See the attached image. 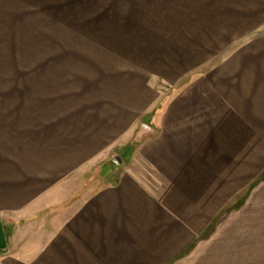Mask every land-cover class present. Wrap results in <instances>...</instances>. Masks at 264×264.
Masks as SVG:
<instances>
[{
	"label": "crops",
	"instance_id": "1",
	"mask_svg": "<svg viewBox=\"0 0 264 264\" xmlns=\"http://www.w3.org/2000/svg\"><path fill=\"white\" fill-rule=\"evenodd\" d=\"M244 172L264 0H0V264H194Z\"/></svg>",
	"mask_w": 264,
	"mask_h": 264
},
{
	"label": "rangeland",
	"instance_id": "2",
	"mask_svg": "<svg viewBox=\"0 0 264 264\" xmlns=\"http://www.w3.org/2000/svg\"><path fill=\"white\" fill-rule=\"evenodd\" d=\"M113 164L117 166L116 162ZM246 173L244 172L243 190L228 200L195 242L194 264H211L212 261L218 263L219 246L224 249L225 244H231L227 246L229 250H234L237 246L249 249L250 239H253L254 249L255 238H259V255L264 254V172H259L248 183Z\"/></svg>",
	"mask_w": 264,
	"mask_h": 264
},
{
	"label": "water",
	"instance_id": "3",
	"mask_svg": "<svg viewBox=\"0 0 264 264\" xmlns=\"http://www.w3.org/2000/svg\"><path fill=\"white\" fill-rule=\"evenodd\" d=\"M117 159L118 158H115L114 162H116V164H119ZM6 248H7V239H6V235L4 232L2 222L0 221V251L6 250Z\"/></svg>",
	"mask_w": 264,
	"mask_h": 264
}]
</instances>
